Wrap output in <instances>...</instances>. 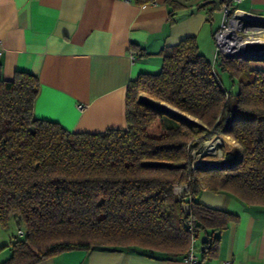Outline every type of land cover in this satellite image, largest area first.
Wrapping results in <instances>:
<instances>
[{"label": "trees", "instance_id": "1", "mask_svg": "<svg viewBox=\"0 0 264 264\" xmlns=\"http://www.w3.org/2000/svg\"><path fill=\"white\" fill-rule=\"evenodd\" d=\"M160 56L159 72L140 73L127 86L126 127L100 132L35 118L38 78L21 71L0 77V225L25 227L0 264H37L94 247H139L182 259L192 236L201 238L202 264L217 255L216 234L237 220L199 202L202 187L264 206V70L248 60L213 64L193 36ZM141 93L196 122L144 105ZM215 135L230 138L233 149L193 167L192 152L199 162L203 144L215 147L207 141ZM180 185H187L183 196L175 191Z\"/></svg>", "mask_w": 264, "mask_h": 264}, {"label": "crops", "instance_id": "2", "mask_svg": "<svg viewBox=\"0 0 264 264\" xmlns=\"http://www.w3.org/2000/svg\"><path fill=\"white\" fill-rule=\"evenodd\" d=\"M222 1L0 0V77L11 80L21 71L38 78L35 118L72 132L125 128L127 86L140 73L160 71L161 50L193 36L199 52L214 63L213 33L221 23ZM234 4L264 15V0ZM251 65L264 70L262 60ZM197 199L237 216L216 234L217 255L202 264L227 258L235 264H264V206L204 187ZM194 247L200 259L201 238ZM37 264L185 263L139 247H94L61 252Z\"/></svg>", "mask_w": 264, "mask_h": 264}, {"label": "built area", "instance_id": "3", "mask_svg": "<svg viewBox=\"0 0 264 264\" xmlns=\"http://www.w3.org/2000/svg\"><path fill=\"white\" fill-rule=\"evenodd\" d=\"M241 0H223L221 2L222 19L219 27L213 33L215 60H248L250 62L258 61L257 58L264 59V15L254 13L235 6L234 3ZM2 52V41L0 39V54ZM213 63V64H214ZM213 136L207 140L213 142L215 147L210 148L203 144L204 153L200 155L206 156L210 152L216 153L218 149L219 156L222 155V148L224 146L223 139ZM220 141L217 143V139ZM217 148V149H216ZM201 150V149H200ZM199 151V150H198ZM195 151L192 152L193 167L201 165L202 161L199 157V162H196ZM187 185H180L175 187V191L179 196H183ZM185 210L188 212V205L184 204ZM192 232V225L189 226ZM22 230L17 231V235H22ZM195 238L191 237V245L182 258L185 264H198V256L194 248ZM221 264H235L232 258H227Z\"/></svg>", "mask_w": 264, "mask_h": 264}, {"label": "rangeland", "instance_id": "4", "mask_svg": "<svg viewBox=\"0 0 264 264\" xmlns=\"http://www.w3.org/2000/svg\"><path fill=\"white\" fill-rule=\"evenodd\" d=\"M220 77H221V80H222V84L225 87H227V88H231L232 87L231 84H230L231 83L230 79H229V77H228V75L226 73L220 72ZM141 97L146 99V100H149V101L161 104V105H165V106L173 109L168 104H166L164 102H161V101H158V100H154L151 97H149L148 95H146L145 93H141ZM223 144H224V146H223L222 150H224V149L225 150H231V149H233V147L235 145V143L228 137H227V141L223 140ZM218 152L219 151L217 149L215 154L210 152L208 155H206L204 157L201 156L200 157L201 161H208V162L215 161V162H217V160L220 157L219 155H217ZM18 230H22V232H24L25 227H24L23 224L18 223V222L13 221V220H11L7 226H1L0 225V260H3L4 258H6L9 255L10 251H9L8 245L10 244V240L13 237L17 236V231Z\"/></svg>", "mask_w": 264, "mask_h": 264}, {"label": "water", "instance_id": "5", "mask_svg": "<svg viewBox=\"0 0 264 264\" xmlns=\"http://www.w3.org/2000/svg\"><path fill=\"white\" fill-rule=\"evenodd\" d=\"M257 60H262L264 61V59H260V58H257ZM141 102L148 106V107H151L155 110H158L164 114H167V115H170L178 120H182L184 122H196L195 119L191 118L190 116L184 114V113H180L179 111L177 110H174V109H171L165 105H161V104H158V103H155V102H152V101H149V100H146L144 98H141L140 99ZM205 165L207 166H213L215 165L214 163H205Z\"/></svg>", "mask_w": 264, "mask_h": 264}]
</instances>
